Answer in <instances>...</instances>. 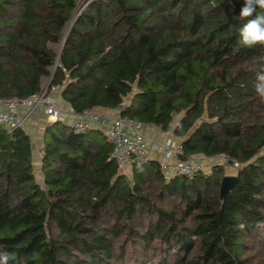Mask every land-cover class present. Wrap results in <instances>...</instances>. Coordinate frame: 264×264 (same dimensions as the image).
I'll return each instance as SVG.
<instances>
[{"label": "trees", "instance_id": "obj_1", "mask_svg": "<svg viewBox=\"0 0 264 264\" xmlns=\"http://www.w3.org/2000/svg\"><path fill=\"white\" fill-rule=\"evenodd\" d=\"M244 0H0V100L53 86L76 113L159 126L182 156L237 164L165 177L128 169L101 129L0 127V252L9 264H264V47L241 43ZM255 15H264L257 7ZM230 164V163H229Z\"/></svg>", "mask_w": 264, "mask_h": 264}, {"label": "built area", "instance_id": "obj_2", "mask_svg": "<svg viewBox=\"0 0 264 264\" xmlns=\"http://www.w3.org/2000/svg\"><path fill=\"white\" fill-rule=\"evenodd\" d=\"M52 89L57 90L60 88L56 85ZM21 109L30 112L41 109L56 120L68 124L74 132L84 133L92 126L103 130L113 146L111 157L123 168L150 158L149 145L144 131L152 124L121 115L112 118L109 123H105L104 117L97 111L76 113L72 107L69 109L70 116H67L68 114L56 105L53 98L42 92L32 98L22 100H0V127H5L11 131L18 126H22L24 120L20 114ZM182 153V142L175 135H169L161 160L165 177L176 173L192 174L197 169L202 168L197 159L184 157Z\"/></svg>", "mask_w": 264, "mask_h": 264}, {"label": "crops", "instance_id": "obj_3", "mask_svg": "<svg viewBox=\"0 0 264 264\" xmlns=\"http://www.w3.org/2000/svg\"><path fill=\"white\" fill-rule=\"evenodd\" d=\"M49 96L53 98L56 102V105L61 107L67 114V116H70L69 109L70 104L67 103V101L63 98L61 89L54 90L49 92ZM102 114L104 117V122L109 123L112 118L118 116L117 110H103V111H97ZM21 117L23 118V128L26 130V132L31 136L32 140V147L34 151V166L36 175L41 181L42 175H41V156L40 151L43 145V138H44V130L45 126L52 121H55L56 119L48 114H46L43 110H34L30 112L26 109L20 110ZM93 130L96 128L92 126ZM147 139H148V153L150 158H156L158 160H162L164 155V146H165V139L167 138L168 134H173V129H169L167 131H163L159 126L150 125L148 126L144 131ZM220 156L211 157V159H215L216 161L219 160ZM206 159V158H204ZM203 160V158H201ZM204 162V161H202ZM214 162V161H213Z\"/></svg>", "mask_w": 264, "mask_h": 264}, {"label": "clouds", "instance_id": "obj_4", "mask_svg": "<svg viewBox=\"0 0 264 264\" xmlns=\"http://www.w3.org/2000/svg\"><path fill=\"white\" fill-rule=\"evenodd\" d=\"M257 7L264 8V0H244L240 17H253L249 19L240 30L241 43L245 47H264V15H255ZM255 91L264 100V57H261L259 71L256 74ZM10 255L0 252V264H9Z\"/></svg>", "mask_w": 264, "mask_h": 264}, {"label": "rangeland", "instance_id": "obj_5", "mask_svg": "<svg viewBox=\"0 0 264 264\" xmlns=\"http://www.w3.org/2000/svg\"><path fill=\"white\" fill-rule=\"evenodd\" d=\"M57 90H59V89H57ZM52 91H54V90L52 89ZM44 92H45V95H47V96L49 95L48 91L44 90L43 93ZM169 135H170V133L168 134V136ZM168 136H166V137H168ZM146 139H147V137H146ZM166 140H167V138L165 139V144H166ZM147 142H148V139H147ZM215 159L214 158L213 159H211V158L204 159V157H203V160L198 161V162L200 163L201 167L204 170H206V171L210 170V168L212 167L213 163L222 162V164H224V166H225V173L226 174H236V172H237V164H234V165L229 164V162H228V160L226 158L219 157V160H217V161ZM202 161H204V162H202ZM129 167H131V166H126V167H124V169H128Z\"/></svg>", "mask_w": 264, "mask_h": 264}, {"label": "water", "instance_id": "obj_6", "mask_svg": "<svg viewBox=\"0 0 264 264\" xmlns=\"http://www.w3.org/2000/svg\"><path fill=\"white\" fill-rule=\"evenodd\" d=\"M231 165L236 164L234 160H229ZM237 175L236 174H225L222 178L220 185V195L224 196L227 192L231 191L237 183Z\"/></svg>", "mask_w": 264, "mask_h": 264}]
</instances>
